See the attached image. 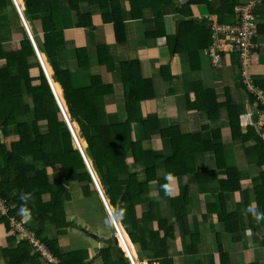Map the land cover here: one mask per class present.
Here are the masks:
<instances>
[{"label":"trees","instance_id":"1","mask_svg":"<svg viewBox=\"0 0 264 264\" xmlns=\"http://www.w3.org/2000/svg\"><path fill=\"white\" fill-rule=\"evenodd\" d=\"M146 1L151 3L152 0ZM146 1L128 0L126 8V5L123 6L119 0H85L84 3L89 5L79 9L76 3L78 0H22V12L26 22L32 27L31 35L37 50L44 55L52 69V80L62 89L70 126L72 122L77 124L79 138L86 143L85 155L90 161L104 198L112 209L113 219L126 232L138 260L146 261L147 264H177V260L172 258L177 256V253L175 249L172 252L169 251V243L179 244L178 240L185 237V255H194L198 251L207 255L206 264H239L240 256H231L243 235L240 230L242 223L238 216L227 215L222 210L219 223H217L222 229L218 228L217 232L212 233L210 230L205 234H200V232L191 234L185 224L187 215L182 214L183 208L187 205V186L180 189L177 198L170 200L171 212L168 220L154 219L151 211L146 214L142 213L144 205L141 200L150 192V185L157 183L154 188L162 194H166L168 189L166 180H156L157 156L150 149L143 151L137 137L143 135V141L148 142L153 139L154 135H159L163 141L165 136L171 139L172 152L161 160L164 164L163 178L181 174L176 163L181 162L183 155L176 146L179 143L173 137V131L176 130L174 123L166 122L164 126H161L157 115L151 113L146 103L150 97L145 96V91L150 87L148 82L141 79L138 64L135 61L120 64L118 74L122 84L124 115L116 124H106L104 118L113 107L97 106L95 99L112 93V85L103 84L104 80L96 76H89L88 83L85 84L74 83L76 72L79 74L80 71L89 70L88 60L85 56L81 59L79 51L75 53L74 71L68 70L57 61L60 54L62 55L64 23L71 22V17L68 16L71 11L76 15L74 21H76L77 29L90 30L93 28L91 25L92 12L97 11L90 7H97L102 21L112 23V32H115L117 41L121 42L123 35L119 37V34L124 27L122 14L127 11L133 19H137L136 3L147 4ZM159 1L160 4L170 6L172 11L178 15L187 13V16H180L184 24L180 28L177 42L174 43V38L169 42L170 46L173 45L171 48L173 52L178 53L181 40L191 39V35L197 34L199 30L190 20L192 17L190 7L199 5L207 7V0ZM220 2L221 10L216 11L219 15L225 10L232 12L233 7L238 4L237 0H220ZM9 8L15 12L11 0H0V21L8 16ZM66 16L69 18H65ZM159 18L162 19V17ZM202 21L205 22L200 27L202 46L207 45L204 54L210 62L208 49L214 42L213 33L206 20ZM238 22L239 19L234 13V23L230 25ZM160 23L163 21L161 20ZM37 25H39V30H35ZM163 35H165L164 32L159 33V36ZM103 49L106 51L104 47ZM42 55L40 56L44 63ZM0 63L3 64L0 68V226L5 231L1 240V258L6 264H46L32 253L28 241L16 235L11 229L10 221L13 219L16 223L23 224L25 231L32 233L59 260L60 264H93L96 259H100L102 264H129L128 259L124 257V253L117 245L113 229L110 230L108 238H99L89 231L87 225L97 224L98 215L102 214L106 217V212L104 213L105 209L100 199L91 197L92 194L97 196V192L93 188L79 152L72 143L70 132L59 113L47 80L37 62L32 44L23 29L20 39L7 45L0 44ZM104 66L107 68V64ZM45 70L50 76L46 67ZM52 87L58 99V87L53 83ZM105 89L107 90L104 92ZM243 91L245 92V89ZM248 97L253 102L249 94ZM233 108L231 105L227 107L232 130L226 137L236 141L234 136H240L241 139V137H249L254 132L247 129L242 134L237 130L239 129L238 115L235 112V118H232ZM200 109L199 105L195 108V110ZM27 115L28 122L23 121ZM71 129L73 130L72 126ZM156 131L158 133L153 134ZM197 135L199 134H188L185 136V142L180 143L183 145L186 156H194L193 149L199 143ZM219 139L210 142L211 145L209 141L207 142V150L213 151L214 155H219L218 147L222 145ZM260 145L257 152H263L259 158L262 165L264 145L262 143ZM128 150L133 151L134 163L139 158L142 160L140 164L144 167V176L140 175L139 180L137 179L139 174L128 171L126 160ZM170 164L175 166L168 167ZM193 172L194 169L191 168L190 173L195 175ZM47 174H52L53 180L50 181ZM227 177L236 179L234 173L231 172L227 174ZM72 182L80 184L79 191L83 195L82 199L94 200L95 203L90 206V209L86 206L81 214L71 213V219H69L65 205L70 204L71 201L68 184ZM225 183L224 180L217 182L220 196L228 191ZM21 192L32 194V199L26 204L29 211L27 217L19 212L20 207L24 205V202L19 200ZM260 197L259 210L260 213H264V196ZM1 205L5 208L4 213L1 212ZM212 208L213 205L208 208V212ZM86 218L87 221L84 224L83 220ZM179 220L183 224L184 236L180 235L176 228ZM201 220H206V218L201 217L199 222ZM75 222L82 223L81 230L77 229ZM243 222L249 229L258 228V222L252 216ZM74 227L96 241L97 246L99 245L100 248L95 257L93 254L90 256L89 252L83 249H68L67 251L59 249L58 240L61 241V236L65 234V231L70 230L68 228ZM248 239L251 240L249 237ZM260 241L264 245V235L260 236ZM252 253V250H248L245 256L251 255L252 257ZM240 254H242V249L239 250Z\"/></svg>","mask_w":264,"mask_h":264},{"label":"crops","instance_id":"2","mask_svg":"<svg viewBox=\"0 0 264 264\" xmlns=\"http://www.w3.org/2000/svg\"><path fill=\"white\" fill-rule=\"evenodd\" d=\"M84 1L78 0L76 2L79 9L89 5ZM248 1L250 0H237L238 4ZM119 2L123 6L127 4V0H119ZM207 3V7L205 5L190 7L192 14L190 20L192 24H195L193 26L199 30L197 34L191 35V39L181 40L178 53L173 52L171 49L173 45L170 46L169 42L173 38L174 43L177 42L180 28L184 24L180 16H187V13L178 15L172 11L170 6L160 4L159 0H152L151 3L147 4L136 3L137 19H133L130 12L125 11L122 14L124 27L119 34V37L123 35L121 42L117 41L115 32H112V23L102 21L97 7H90L97 10L92 12L91 21H94V24L90 30L77 29L73 25L76 15L71 12L68 15L71 17V22L69 24L64 23L62 55L60 54L57 61L68 70L74 71L76 67L75 53L79 51L81 59L85 56L88 60L89 70L80 71L79 74L76 72L74 83L85 84L88 83L89 76H96L104 80L105 83L103 84L110 83L112 85V93L95 99L97 106L113 107L104 118L106 124H116L123 118L124 100L118 72L120 64L135 61L140 68L141 79L148 82L150 87L145 91V96L150 97L146 103L151 113L157 115L161 126H164L166 122L174 123L176 130L173 131V137L179 143L176 146L183 155L181 162L176 163L181 174L163 178L164 164L161 160H164L172 152L171 139L165 136L163 141L159 135H154L153 139L148 142L143 141V135L137 137L141 142L142 146L140 145V147L143 151L150 149L157 156L155 162L156 180H166L169 192L166 194L157 192L154 188L157 185L155 182L150 185V192L141 200L144 205L142 213L146 214L151 211L154 219L168 220L171 212L170 200L177 198L180 189L187 186V205L182 211L183 215L185 213L187 215L185 220V224L188 226L187 230L205 234L204 224H210L208 227L211 228V233L217 232L218 228L222 229L217 224L220 215H222V210L227 215L235 214L242 223L240 230L243 235L236 245L238 249L232 246L236 252L232 249L231 256H240L239 264H262L264 263V245L261 244L260 236L264 235V219L257 220L252 216L258 222V228L255 227L254 230L249 229L243 221L249 218V215L244 211L248 207H254L260 213V196H264V163L261 165L259 162L263 152H257L260 144L264 145V128H261L251 115L252 102L246 91H243V86L240 83L236 56L225 50L221 56V64L214 67L204 54L207 45L202 46V29L200 27H202L201 24L205 23L202 20H206L208 24L209 19L224 24L234 23L233 10L232 12L221 11L220 15L216 13V11L221 10L220 0H207ZM125 7L127 8V5ZM254 13L256 17L255 48L251 56L248 73L251 75L254 84L264 91V3L257 4ZM161 20L163 23H160ZM178 22V34H176ZM26 25L28 27V22ZM1 27L0 25V30ZM22 29L24 28L20 27L17 30L15 39L13 36L9 37L10 39L0 38V44L7 45L20 39ZM160 32H164L165 35L159 36ZM103 47L106 51L102 50ZM42 56L45 65L51 72L49 76L51 82L58 87L59 92L63 95L60 85L52 80L53 73L50 65L44 55ZM105 64H107V68L104 66ZM164 67L167 68L162 70ZM0 68L2 67L0 66ZM101 82L103 81L101 80ZM62 101L64 104L63 96ZM197 105L201 108L200 110H195ZM229 105L234 107L232 118H235V112L238 115L239 129L237 130L242 134L247 129L254 132L249 137H241L240 139V136H234L236 141L226 137L228 132L232 130L227 110ZM75 126L77 127V124ZM157 133L156 131L153 134ZM188 134H199L196 136L199 143L193 149L194 156H186V152L182 148L183 145L180 144L185 142V136ZM217 139L221 141L222 145L218 147L219 155H214L213 151L207 150V142L209 141L210 144ZM262 148L264 150V146ZM132 156L133 151L128 150L126 153L127 168L128 171L139 174L137 177L139 180L140 175L141 177L144 176V167L140 164L142 160L138 157L139 160L134 163ZM174 166V164H170L168 167ZM191 168L194 169L195 175L190 173ZM229 172L234 173L236 179L228 178ZM223 180L226 181L225 185L228 187V191L223 192V195L220 196L217 182ZM199 202L205 205V211H208V208L213 205L212 210L208 214L202 213L199 210ZM198 216L199 218L205 217L206 220L199 222ZM182 225L179 220L176 228L179 230V234L184 236ZM122 231L126 235V232ZM3 233L5 231L0 226V249ZM122 239L123 243L126 242L124 238ZM184 241L186 242L185 237L180 239L179 244L169 243V251L172 252L175 249L176 253L178 252L179 255L183 256L185 252ZM58 242L60 250L71 249L63 250L62 241L58 240ZM129 243L131 249L133 246L130 240ZM130 249L129 252H131ZM241 249L242 254L239 255ZM248 250H252V257L251 255L245 256V252ZM0 264H6L1 258V253Z\"/></svg>","mask_w":264,"mask_h":264},{"label":"built area","instance_id":"3","mask_svg":"<svg viewBox=\"0 0 264 264\" xmlns=\"http://www.w3.org/2000/svg\"><path fill=\"white\" fill-rule=\"evenodd\" d=\"M255 2H264V0H254L246 4L234 6L233 11L239 19L237 24L212 23L210 31L213 33L214 42H212L210 49H208V56L214 67L220 63V52L225 48L237 56L241 85L246 93L253 98L251 115L254 117L255 122L258 125L262 124L264 128V91L254 84L251 75L248 73L251 56L255 48L253 43L256 34L253 12ZM4 211L5 208L1 205V212L4 213ZM113 224L114 231L118 234V237H121L120 230L114 222ZM10 227L16 235L28 241L32 253L37 255L39 260L46 264H60L59 260L32 233L25 231L23 224L16 223L12 219ZM129 263H133L132 258H130Z\"/></svg>","mask_w":264,"mask_h":264},{"label":"rangeland","instance_id":"4","mask_svg":"<svg viewBox=\"0 0 264 264\" xmlns=\"http://www.w3.org/2000/svg\"><path fill=\"white\" fill-rule=\"evenodd\" d=\"M141 1H146V0H141ZM16 2L18 3L19 9L22 12V9H23V4L22 3L23 2L21 0H16ZM127 2H128V0H127ZM136 2H137V0H136ZM146 3H147V1H146ZM9 9L10 10H9L8 16L3 18L0 21V23H1L0 25L2 26L1 30H0V38H9V37L13 36V38L15 39V36H17V34H16L17 30H19L20 27L22 28V26L25 27V25L24 24H20L18 15H17V13H15L16 11L15 12L12 11L11 10L12 8H9ZM86 21L87 20H85V22ZM93 24H94V21H91V25H93ZM73 25L76 26V21H74ZM35 30H39V25L36 26ZM27 31L30 32V34H32V27H31V25L29 23H28ZM3 40L5 41V39H3ZM42 58H43V56H42ZM0 66L2 67L3 64L0 63ZM45 67H46V69H48L49 74H50L51 72H50L49 68H47L46 65H45ZM61 94H62L61 92H57L58 99H59L60 103L62 104L63 110H64V112H65V114L67 116V109H66L65 105L63 104L62 95ZM241 105H243V104L241 103ZM67 118H68V116H67ZM23 121H27L28 122V115L26 117H24ZM71 126L73 127V131H74V133H75V135H76V137L78 139L79 135H80L78 128L73 123H72ZM259 126L261 128L263 127L262 124H260ZM41 129H42V127H41ZM78 142L81 145L82 149H84L85 148V143L83 142V140L79 138ZM261 173H262V171H261ZM47 175H48V178H49L50 181L53 180V175L52 174L51 175L47 174ZM68 185H69L68 186V190L70 192L71 201H70V204L66 203L65 211H66V214H67L68 218L71 219L70 218V214L71 213H73V214H77V213L81 214V212L83 211V209L86 206H88L89 209H90V206L92 204H94L95 201L94 200H90V199L86 200V199H82L81 198V197H83V195L79 191L80 184H78L77 182H72L71 184H68ZM91 197H92V199L98 198L94 194H92ZM198 206H199V210L202 213L208 214V211H205V205H203L201 202H199ZM108 208H109V210L111 212V215H112L113 214L112 213V209L110 207H108ZM86 213H82V214H86ZM104 213L106 214L105 215L106 217H104V215H102V214H99L98 218H96V223L97 224H93V225H89L88 224L87 225L89 227L90 233L98 236L99 238H108V237H110V230L113 229L112 221H111V219L109 217V214L107 213L106 209H105ZM199 219L200 218L198 216V221H199ZM86 221H87V218L83 220V223L85 224ZM75 224L77 226V229L81 230L82 223H76L75 222ZM117 225H118V228H119L120 232L122 233V236H123L124 240L126 241V242H124L125 248L127 249L129 247V249H130V243H129V238H128L127 234L126 235L123 234L124 232H122L121 226H119V224H117ZM208 226H210V224L209 225H205L204 224V232L205 233H206V231L209 232L211 230V228H209ZM68 229H70V230H66L65 234H63L61 236V241H62L61 245L64 246V247H62V249L63 250L67 249V248H71L72 250H74V249H83V250H87L89 252L88 254L90 256H92V254H93V257H95L98 248H100L99 245L97 246L96 241H94L91 237H87L85 234L81 233L80 231H77V229L75 227L72 228V229L71 228H68ZM193 232H194V230L190 231L191 234H193ZM197 232H199V231H197ZM201 232H202V227H201ZM178 242H179V240H178ZM193 250L196 251V248L193 247ZM127 251L129 252L128 249H127ZM130 251L131 252H129V254H130L134 264H147V262H144V261L141 262V261L138 260L137 256L135 255V251H134L133 247H131ZM177 254H178L177 256L172 257L175 260H177V264H206V261H207V255H203L201 252H198V251H197V253H194V255H191V254L190 255H185L184 254L183 256H181V255H179L178 252H177ZM93 264H102V262H101L100 259L99 260L96 259L93 262Z\"/></svg>","mask_w":264,"mask_h":264},{"label":"clouds","instance_id":"5","mask_svg":"<svg viewBox=\"0 0 264 264\" xmlns=\"http://www.w3.org/2000/svg\"><path fill=\"white\" fill-rule=\"evenodd\" d=\"M11 1H12L13 5H14L15 11H16V13H17V15H18V18H19L20 24H24V25H25V27L22 26V25H21V26L24 28L23 30L26 32L27 37H28V39L30 40V42H31V44H32L33 50H34L35 55H36L37 62L40 64L41 70H42V72H43V75H44L45 79L47 80V83H48L49 89H50V91H51V94H52V96H53V98H54V100H55V103H56V105H57V108L59 109V113H60V115L62 116V119H63V121H64V123H65L67 129H68L69 132H70L71 139H72V143H73V145L75 146V148L77 149V151H78L79 154H80V157H81V159H82V162H83V164H84V166H85V168H86V171L88 172V175H89V177H90V179H91V181H92L93 188L96 190V192H97V196H98V198L100 199V201H101L103 207L106 209L107 213L109 214L110 219L113 220V222L115 223V221H114V219H113V215H111V212H110V210H109V208H108L109 206H108V204H107L106 199L104 198L103 193H102V195H103L104 201L106 202V207H105V205L103 204V201L101 200L100 195L98 194V191H97V189H96V185H95V183H94V181H93V178H92V176H91V173H92V175L94 176V178H95V180H96L97 185H98L99 188H100V185H99V183H98L97 177H96V175L94 174V172H93V170H92V167H91L90 161L88 160V158L86 157L85 152H84V150H85V148H86V143L83 141V142L85 143V148L82 149L81 145H80L79 142H78L79 138L77 139L75 133H74L73 130L71 129L69 117L67 118V116H66V114H65V112H64V110H63L62 104L60 103L59 99H57V97H56V95H55V93H54V90H53V87H52V82H51V80H50V77L47 76L48 74H47V72H46V70H45L44 63H43V61H42V60L39 58V56H38L39 51L37 50V48H36V46H35V43H34V41H33V37H32V35L30 34V32L27 31V28H28V27H27V25H26V22H25V18H24V16H23V13L20 11V9H19V7H18V5H17L16 0H11ZM251 1H254V0H250V1H248V2L241 3V4H246V3H249V2H251ZM259 3H264V2H255L254 6H253V12H254V8H255V6H256L257 4H259ZM237 5H240V4H237ZM235 6H236V5H235ZM233 8H234V7H233ZM233 12H234V11H233ZM254 18H255V30H256V17H255V13H254ZM214 22H216V21L209 19V26L211 27L212 23H214ZM217 23H219V22H217ZM222 24H224V23H222ZM210 27H209V28H210ZM255 36H256V34H255ZM254 38H255V37H254ZM253 43H254V39H253ZM225 50H227V48L223 49V50L220 52V58H221V59H222V57H221V56H222V53H223ZM227 51H228V50H227ZM228 52H229V51H228ZM229 53H230V52H229ZM230 54H233V53H230ZM233 55H235V54H233ZM235 56H236V55H235ZM221 59H220V63H219L218 65L221 64ZM236 59H237V66H238V71H239V63H238V58H237V56H236ZM211 65H212V64H211ZM218 65H217V66H218ZM215 67H216V66H215ZM238 74H239V72H238ZM240 83H241V81H240ZM72 123H73V124H76V123H74V122H72ZM75 137H76L77 140H75ZM81 151H82L83 154H81ZM87 165H88V167H89L91 173L89 172V170H88V168H87ZM100 190H101V188H100ZM101 192H102V190H101ZM31 199H32V194H31L30 192H28V193L21 192L20 195H19V200L22 201V202H24V205L20 207L19 212H20V214H21L22 216H24V217H27V216L29 215V211H28V209H27V207H26V204H27V202H29ZM244 211H245V213L248 214L249 216H254L257 220L264 219V213H258L254 207H248V208L244 209ZM115 224H116V223H115ZM116 226H117V228H118V225H117V224H116ZM112 227H113V224H112ZM121 228H122V227H121ZM118 229H119V228H118ZM113 230H114V228H113ZM122 230H123V229H122ZM122 232H123V231H122ZM120 233H121V232H120ZM114 235H115L116 238L118 239V236H117V234H116L115 231H114ZM121 237L123 238L122 233H121ZM128 262H129V261H128ZM129 264H130V263H129Z\"/></svg>","mask_w":264,"mask_h":264},{"label":"water","instance_id":"6","mask_svg":"<svg viewBox=\"0 0 264 264\" xmlns=\"http://www.w3.org/2000/svg\"><path fill=\"white\" fill-rule=\"evenodd\" d=\"M178 26H179V22L176 24V34H178ZM38 56H39V58L41 59V56L39 55V53H38ZM41 60H42V59H41ZM47 76H48V75H47ZM75 140H77L76 137H75ZM81 154H83L82 151H81ZM87 168H88L89 172L91 173V171H90L88 165H87ZM91 176H92L93 181H94V183H95V185H96V189H97V191H98V194L100 195L101 200L103 201V204H104L105 207H106V202L104 201V198H103L102 192H101L99 186L97 185L96 180H95L94 176L92 175V173H91ZM111 221H112V224H113V220H111ZM113 225H114V224H113ZM117 236H118V234H117ZM114 237H115V239H116V241H117V245H118V247H119V248L122 250V252L124 253V257H125L126 259H128L129 262H130V258H131V256H130L129 252L127 251V249L125 248V246H124V244H123V242H122V237H118V239L116 238L115 235H114ZM131 264H134V263H131Z\"/></svg>","mask_w":264,"mask_h":264},{"label":"bare ground","instance_id":"7","mask_svg":"<svg viewBox=\"0 0 264 264\" xmlns=\"http://www.w3.org/2000/svg\"><path fill=\"white\" fill-rule=\"evenodd\" d=\"M40 54V53H39ZM122 242H123V239H122ZM124 244V243H123ZM129 250V247L127 248Z\"/></svg>","mask_w":264,"mask_h":264}]
</instances>
